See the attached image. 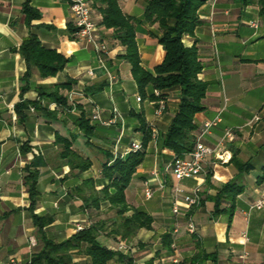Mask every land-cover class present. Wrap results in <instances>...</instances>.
I'll return each mask as SVG.
<instances>
[{"label": "crops", "instance_id": "obj_1", "mask_svg": "<svg viewBox=\"0 0 264 264\" xmlns=\"http://www.w3.org/2000/svg\"><path fill=\"white\" fill-rule=\"evenodd\" d=\"M25 1L0 0V264H8L13 257L24 264L42 250L32 215L51 219L42 232L53 243L72 237L78 226L88 227L108 216L112 222H118L117 216L107 213L106 204L98 214L83 209L73 190L87 179H92L96 187L107 185L101 175L102 165L113 157L124 158L131 142H142V126L150 132L154 129L158 136L147 144L143 162L125 191L130 208L126 215L130 216L133 210L142 211L152 218V228L140 229L128 242L104 233L99 241L110 249L125 244L133 264L190 262L199 252L211 258L199 259L194 264H264V209L250 208L264 194V178L260 180L264 176V0L249 5L241 0H208L197 11L199 24L194 35L182 39L187 47L195 44L203 65L198 79L207 84L202 100L204 110L194 118L196 135L203 123L219 116L220 122L202 136V141L216 146L227 128L234 129V138L217 152L224 161L209 157L204 176L180 183L165 172L174 154L162 148L163 137L177 114L180 90L166 91L163 100L141 97L130 65L123 58L125 49L112 39L110 30L97 26L98 40L107 45L105 66L115 77L110 83L92 46L77 40L70 31L74 27L68 0H30L40 14L30 25L22 13ZM148 2L120 0V6L126 16L138 22L135 42L140 65L152 71L165 53L157 41L161 35L157 24L142 21ZM91 14L98 23V11L91 8ZM251 22L257 27H251ZM30 33L37 36L42 46L68 58V63L62 72L46 79L33 70L28 79L29 89L21 93L26 64L17 49ZM66 80L74 81L70 91L75 92L73 101L78 106L74 111L57 108L53 119L37 110L19 107L16 111L9 107L38 100L37 86ZM137 97L141 98L139 102ZM159 102H164L165 110L156 116ZM114 108L122 119L110 126L92 123L94 137L86 143L74 120L81 113L90 118L94 110H99L102 120H109ZM71 134L77 136L74 148L91 162L88 170L70 171L59 157L54 144L56 135ZM234 154L238 160L249 163V171L237 175L236 166L230 162ZM25 167L38 173V199L32 212L28 210L30 199L23 181ZM232 179H237L243 192L236 197L233 207L224 202L220 206L224 211L214 215L215 195ZM146 181L153 191L150 199L143 193ZM195 186L201 188L200 206L188 209L180 200V212L173 215L175 187L189 191ZM189 220L195 226L194 233L187 228ZM164 234L172 239L169 251L163 248ZM69 257L70 264L88 262L81 251H72Z\"/></svg>", "mask_w": 264, "mask_h": 264}, {"label": "trees", "instance_id": "obj_2", "mask_svg": "<svg viewBox=\"0 0 264 264\" xmlns=\"http://www.w3.org/2000/svg\"><path fill=\"white\" fill-rule=\"evenodd\" d=\"M208 0H149L142 21L148 25L157 24L161 35L157 38L158 43L164 50V58L152 71L144 70L140 65V56L135 42L136 20L126 16L120 6V0H89L91 8L100 14L97 26L111 31V37L125 49L123 56L130 65L131 75L137 85L141 97L146 96L151 101L163 100L165 92L174 88L180 90L181 96L178 103L177 114L172 120L162 140V148L167 149L176 156H182L193 149L196 125L195 115L204 110L202 100L207 91V84L198 79L203 65L198 57L195 44L187 47L183 44L184 36H193L196 26L199 24L197 17L198 9ZM260 0H241L244 5H249ZM22 13L28 25L40 17L39 12L26 0L22 6ZM74 33L75 28L70 27ZM17 52L26 64V71L22 77L24 86L21 93L29 89L28 79L33 70H36L41 79L55 77L62 72L68 63L65 58L54 49H49L40 43L34 33H30L18 47ZM74 84L72 80L50 86H37L38 100L32 102L22 101L14 106L42 113L44 117L55 118L56 108H48L49 104L61 106L64 110H70L72 105L67 100V95ZM154 91L158 92L155 96ZM141 99V98H140ZM78 106H75L77 109ZM74 125L86 138V143L94 137L95 126L83 113L74 120ZM144 137L141 142L142 149L129 152L124 158L113 157L109 162L102 165L101 175L107 181V185L96 187L92 179L83 181L73 193L80 198L81 206L87 211H96L97 214L103 205H107V213L117 216L119 221L112 222L108 216L104 220L91 222L88 227H82L72 237L61 243H53L45 239L42 229L51 223V219L32 215L34 226L38 231V238L43 243L40 252L31 257L29 264H70V252L81 251L88 257L86 264H133V258L128 251L110 249L103 245L98 237L101 234L117 238L120 241H130L140 229L150 230L152 218L146 213L133 210L130 216L126 213L130 210L126 203L125 191L130 181L143 162L145 148L151 141V132L144 126ZM77 136L68 137L56 135L54 144L59 149V157L70 171H85L91 167L88 158L80 154L74 145ZM24 146H21L22 153ZM237 175L250 169L248 162L238 160L235 154L231 157ZM23 178L29 194L30 205L28 210L32 212L37 199L36 189L38 173L28 167L24 168ZM264 171V170H262ZM208 177V176H207ZM264 178L261 176L260 180ZM243 192V187L232 179L225 183L216 193L213 214H219L222 203L232 204L238 195ZM163 248L166 251L172 248V239L169 234L162 237ZM81 247L84 249L81 250ZM130 251V250H129ZM211 255L198 253L195 260L182 261L171 264H194L199 259H209ZM24 264H28L27 262Z\"/></svg>", "mask_w": 264, "mask_h": 264}, {"label": "built area", "instance_id": "obj_3", "mask_svg": "<svg viewBox=\"0 0 264 264\" xmlns=\"http://www.w3.org/2000/svg\"><path fill=\"white\" fill-rule=\"evenodd\" d=\"M216 1V0H213ZM69 2V9L73 18V27L76 29L74 32L75 37L77 40L92 46L93 50L98 56L99 63L102 69L106 72L108 76V81L111 83L115 79V77L107 70L104 62V56L107 54V45L100 42L97 38V24L92 18L91 14V6L89 0H68ZM249 25L253 28L257 27V24L254 22L249 23ZM89 75H93V73L88 70L87 72ZM155 96L158 95L157 91H154ZM75 92H69L67 95L68 102L72 105V108L69 111L75 110V104L73 101V97ZM136 100L139 102L140 97H137ZM1 101V96H0ZM10 109L12 110L14 106L10 105ZM48 108H58L63 109L61 106H58L54 103L49 104ZM31 112H34L33 107H29ZM64 110V109H63ZM165 110L164 102H159L158 107L156 108L155 114L156 116H160L163 111ZM91 123H97L102 126H110L116 123L117 120H121L122 117L117 111V109L112 110V117L109 120H102L100 117L99 110H94L92 115L90 116ZM255 120H259L256 116ZM220 122V117L217 116L211 121H207L203 123L200 132L195 136L194 146L193 149L188 152L184 153L182 156H173L172 161L165 167V172H170L173 179L180 183L183 180L194 179L199 176H204L205 172V163L206 159L209 157H218L217 152L218 150L224 146L225 143L232 141L234 138V129L227 128L224 130V134L222 139L218 142L216 146H209L206 145L202 141V136L209 132V130L216 126ZM157 132L153 129L151 130V140L155 141L157 139ZM142 149V144L139 141L131 142L128 152H136ZM219 158V157H218ZM220 159V158H219ZM224 161L223 159H220ZM153 176L156 177L157 173H153ZM144 190V197L146 199H150L153 195L152 188L150 186V182L146 181L143 184ZM160 188H163V184H159ZM182 200L188 209L196 208L200 206L202 203V196H201V188L200 186H195L189 191H185L180 187H175L174 189V197L171 206V213L173 215H178L179 210V201ZM251 209L261 210L264 209V194L260 196L255 202H253L250 206ZM187 228L190 233L195 232V226L192 221H188ZM82 227L78 226L77 231L81 230ZM31 243V242H30ZM33 245V243H32ZM117 249L120 251H129L130 249L125 244H119ZM245 256H242V258ZM177 261L175 260L174 263ZM30 263V259L27 261ZM8 264H21L20 260L17 258H10Z\"/></svg>", "mask_w": 264, "mask_h": 264}, {"label": "rangeland", "instance_id": "obj_4", "mask_svg": "<svg viewBox=\"0 0 264 264\" xmlns=\"http://www.w3.org/2000/svg\"><path fill=\"white\" fill-rule=\"evenodd\" d=\"M102 243H103V245H105L104 242H102Z\"/></svg>", "mask_w": 264, "mask_h": 264}]
</instances>
